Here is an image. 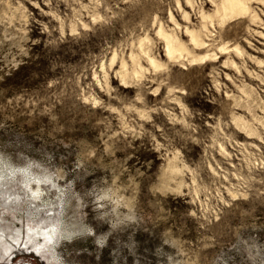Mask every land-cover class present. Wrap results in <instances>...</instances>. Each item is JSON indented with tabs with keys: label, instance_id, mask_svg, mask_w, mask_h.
<instances>
[{
	"label": "rangeland",
	"instance_id": "rangeland-1",
	"mask_svg": "<svg viewBox=\"0 0 264 264\" xmlns=\"http://www.w3.org/2000/svg\"><path fill=\"white\" fill-rule=\"evenodd\" d=\"M223 2L0 0V264H264V0Z\"/></svg>",
	"mask_w": 264,
	"mask_h": 264
},
{
	"label": "bare ground",
	"instance_id": "bare-ground-1",
	"mask_svg": "<svg viewBox=\"0 0 264 264\" xmlns=\"http://www.w3.org/2000/svg\"><path fill=\"white\" fill-rule=\"evenodd\" d=\"M222 4L223 5L221 7V14L223 16H228L229 17V16H232V15H234L236 13L241 12L244 9L245 0H224V2ZM166 40H167L166 50H167V53L169 54V56L177 57V56L182 54L183 49L180 48L176 43H174L171 38L166 37ZM190 40L193 43V46H202L204 44L203 40H202V37H201V33L198 32V31H196V32L191 31L190 32ZM1 180H3V179H1ZM33 183H35V182H33ZM30 185H31L30 182H28L27 187L29 186V189H31V191L34 192L33 186L32 185L30 186ZM36 194H37V191H36ZM17 264H21V263L17 262Z\"/></svg>",
	"mask_w": 264,
	"mask_h": 264
}]
</instances>
